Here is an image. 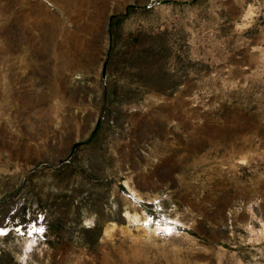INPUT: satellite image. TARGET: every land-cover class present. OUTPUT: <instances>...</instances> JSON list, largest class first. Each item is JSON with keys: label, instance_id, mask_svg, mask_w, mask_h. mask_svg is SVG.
Listing matches in <instances>:
<instances>
[{"label": "rangeland", "instance_id": "rangeland-1", "mask_svg": "<svg viewBox=\"0 0 264 264\" xmlns=\"http://www.w3.org/2000/svg\"><path fill=\"white\" fill-rule=\"evenodd\" d=\"M0 264H264V0H0Z\"/></svg>", "mask_w": 264, "mask_h": 264}, {"label": "bare ground", "instance_id": "bare-ground-1", "mask_svg": "<svg viewBox=\"0 0 264 264\" xmlns=\"http://www.w3.org/2000/svg\"><path fill=\"white\" fill-rule=\"evenodd\" d=\"M12 35H13V34H12ZM12 35H11V36H12ZM9 39H10V38H9ZM13 51H14V50H13Z\"/></svg>", "mask_w": 264, "mask_h": 264}]
</instances>
